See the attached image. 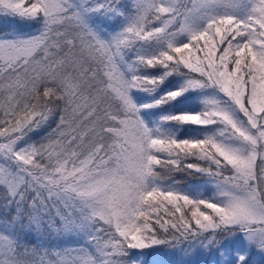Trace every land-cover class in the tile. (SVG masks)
<instances>
[{
  "label": "snow or ice",
  "instance_id": "obj_1",
  "mask_svg": "<svg viewBox=\"0 0 264 264\" xmlns=\"http://www.w3.org/2000/svg\"><path fill=\"white\" fill-rule=\"evenodd\" d=\"M0 264H264V0H0Z\"/></svg>",
  "mask_w": 264,
  "mask_h": 264
}]
</instances>
